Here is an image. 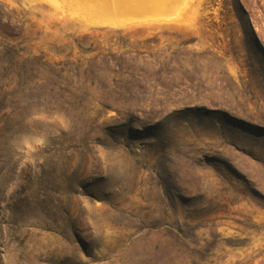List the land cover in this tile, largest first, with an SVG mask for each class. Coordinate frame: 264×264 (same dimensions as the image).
Returning <instances> with one entry per match:
<instances>
[{
  "label": "rangeland",
  "instance_id": "374dc122",
  "mask_svg": "<svg viewBox=\"0 0 264 264\" xmlns=\"http://www.w3.org/2000/svg\"><path fill=\"white\" fill-rule=\"evenodd\" d=\"M89 14L0 0V66L75 88L0 111V264H264V0Z\"/></svg>",
  "mask_w": 264,
  "mask_h": 264
},
{
  "label": "trees",
  "instance_id": "16d2710c",
  "mask_svg": "<svg viewBox=\"0 0 264 264\" xmlns=\"http://www.w3.org/2000/svg\"><path fill=\"white\" fill-rule=\"evenodd\" d=\"M44 72L51 75L46 65H33L31 63L21 64L18 66L5 65L0 66V111L7 107L13 111L28 109L30 106L39 108L49 106L58 99L64 98L65 93L69 94L75 88L66 81H51L45 85L35 80V73ZM91 87L97 85L100 89L106 86L93 81L89 82ZM20 94V97L18 95ZM108 101L110 98H104ZM104 107L106 104H103Z\"/></svg>",
  "mask_w": 264,
  "mask_h": 264
},
{
  "label": "bare ground",
  "instance_id": "6f19581e",
  "mask_svg": "<svg viewBox=\"0 0 264 264\" xmlns=\"http://www.w3.org/2000/svg\"><path fill=\"white\" fill-rule=\"evenodd\" d=\"M107 1L112 3V20H109L108 18L101 16L98 17L95 14L93 15L89 14L88 17H85L86 23L88 24L104 23V24H112L119 26H127L132 21H136V20L139 21L164 20L167 18L162 17V14H160V12L162 13L168 1L170 0H107ZM66 3H68L75 10L76 8L80 11L82 10L85 11V9H89V10L93 9V11L95 10L94 0H66ZM119 9L129 14L130 19L129 18H126V20L120 19V21L116 19L115 13L117 14V10ZM156 11L159 13H155Z\"/></svg>",
  "mask_w": 264,
  "mask_h": 264
},
{
  "label": "crops",
  "instance_id": "0c3cea01",
  "mask_svg": "<svg viewBox=\"0 0 264 264\" xmlns=\"http://www.w3.org/2000/svg\"><path fill=\"white\" fill-rule=\"evenodd\" d=\"M94 6H95V15H97L98 17L101 16V17L108 18L109 20H112V3L111 2H108L107 0H94ZM86 11L89 12V9H85V12ZM93 24H95V23H93ZM99 24L107 25L104 23H96L95 25H99ZM110 25H112V24H110Z\"/></svg>",
  "mask_w": 264,
  "mask_h": 264
}]
</instances>
